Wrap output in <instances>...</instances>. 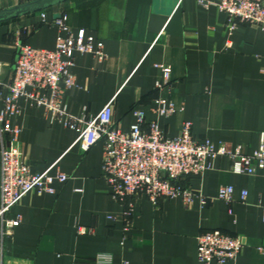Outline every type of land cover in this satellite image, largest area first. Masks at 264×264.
Returning a JSON list of instances; mask_svg holds the SVG:
<instances>
[{"label": "crops", "instance_id": "obj_1", "mask_svg": "<svg viewBox=\"0 0 264 264\" xmlns=\"http://www.w3.org/2000/svg\"><path fill=\"white\" fill-rule=\"evenodd\" d=\"M27 1H0V9ZM44 11L50 19L66 13L74 33L85 29L105 46L103 61L90 53L75 55L76 83L64 92L74 115L92 117L114 99V120L123 131L139 108L169 137L191 121L198 140L239 145L246 153L259 146L264 133L260 27L242 23L230 30L228 15L200 0H67ZM41 12L0 23L4 81L14 75L19 41L56 47L60 30L43 23ZM160 63L170 65L172 74L170 84L158 89ZM159 97L175 104L170 117L154 112ZM19 105L21 113L12 122L21 129L24 161L34 173L52 166L51 174L61 171L69 179L56 180L54 193L25 195L5 217L21 218L11 234H2L0 219V264H97L99 254L112 255V264H199L198 236L214 229L243 241L237 258L224 264H264V168L236 174L228 158L218 157L203 175L182 181L208 198L205 205L199 199L186 205L181 197L154 204L140 194L131 199L133 211L126 217L104 177L103 141L84 151L77 132L46 107L24 97ZM224 186L234 187L230 202L218 198Z\"/></svg>", "mask_w": 264, "mask_h": 264}, {"label": "built area", "instance_id": "obj_2", "mask_svg": "<svg viewBox=\"0 0 264 264\" xmlns=\"http://www.w3.org/2000/svg\"><path fill=\"white\" fill-rule=\"evenodd\" d=\"M200 3L206 7L215 5L226 13L230 30L242 23L264 30V0H200ZM41 18L43 23L59 28L56 47L41 49L19 41L15 71L10 81H4L0 64V101L3 104L0 109V219L3 235L11 234L21 223L20 217H5L25 195L33 191L54 193L56 180L64 183L69 179L61 171L51 174L52 166L44 172L34 173L24 161L19 147L21 129L12 122L21 113L19 99L22 97L46 107L54 119L74 129L78 134L76 143L82 150L88 151L103 141L104 177L113 197L125 206L126 217L133 211L131 199L140 194H145L154 204L162 199L181 197L186 205L196 199L205 205L208 198L185 187L182 181L191 175H203L218 157L228 158L231 170L236 174H253L264 168V133L257 149L246 153L239 145L227 142L216 145L209 138L196 139L191 121L183 123L178 135L169 137L158 120L147 122L145 111L139 108L132 110L135 122L128 131H123L114 120V99L92 117L71 113L64 101V92L76 83L72 72L76 53H90L103 61L107 57L105 46L85 29L74 33L66 13L50 19L42 11ZM157 66L162 77L156 88L161 89L170 84L172 67L164 63ZM1 89H6L7 93ZM42 91H48L49 95H42ZM153 110L158 117H170L177 108L173 102L159 97L154 100ZM233 195V186L221 187L218 192L219 199L229 202ZM246 196L247 191H242V199ZM242 247L239 236L219 229L206 231L198 236V262L224 264L234 261ZM112 263L110 254L97 256V264Z\"/></svg>", "mask_w": 264, "mask_h": 264}, {"label": "water", "instance_id": "obj_3", "mask_svg": "<svg viewBox=\"0 0 264 264\" xmlns=\"http://www.w3.org/2000/svg\"><path fill=\"white\" fill-rule=\"evenodd\" d=\"M67 0H30L11 7L0 9V23L13 20L28 14L47 10Z\"/></svg>", "mask_w": 264, "mask_h": 264}]
</instances>
